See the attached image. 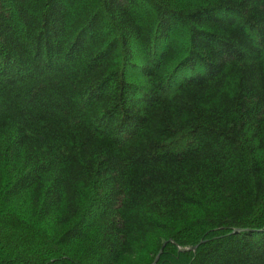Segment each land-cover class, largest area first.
I'll return each mask as SVG.
<instances>
[{"label":"trees","instance_id":"1","mask_svg":"<svg viewBox=\"0 0 264 264\" xmlns=\"http://www.w3.org/2000/svg\"><path fill=\"white\" fill-rule=\"evenodd\" d=\"M160 251L264 264V0H0V264Z\"/></svg>","mask_w":264,"mask_h":264},{"label":"water","instance_id":"2","mask_svg":"<svg viewBox=\"0 0 264 264\" xmlns=\"http://www.w3.org/2000/svg\"><path fill=\"white\" fill-rule=\"evenodd\" d=\"M241 231L240 230H235L234 233H240ZM198 246H195V247H192L188 250H181V251H195L197 249ZM160 254H161V251L159 252V254L157 255L155 261H154V264L157 262V260L159 259L160 257Z\"/></svg>","mask_w":264,"mask_h":264},{"label":"bare ground","instance_id":"3","mask_svg":"<svg viewBox=\"0 0 264 264\" xmlns=\"http://www.w3.org/2000/svg\"><path fill=\"white\" fill-rule=\"evenodd\" d=\"M174 241V240H173Z\"/></svg>","mask_w":264,"mask_h":264}]
</instances>
